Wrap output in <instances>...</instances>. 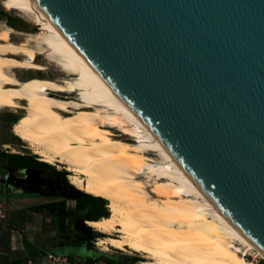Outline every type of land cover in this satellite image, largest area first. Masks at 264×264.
<instances>
[{
  "label": "water",
  "instance_id": "water-1",
  "mask_svg": "<svg viewBox=\"0 0 264 264\" xmlns=\"http://www.w3.org/2000/svg\"><path fill=\"white\" fill-rule=\"evenodd\" d=\"M35 1L264 251V0Z\"/></svg>",
  "mask_w": 264,
  "mask_h": 264
},
{
  "label": "bare ground",
  "instance_id": "bare-ground-1",
  "mask_svg": "<svg viewBox=\"0 0 264 264\" xmlns=\"http://www.w3.org/2000/svg\"><path fill=\"white\" fill-rule=\"evenodd\" d=\"M0 1L38 28L20 42L11 40V28L0 29V111L23 110L15 136L40 161L62 165L74 189L108 201L107 217L86 221L108 236L97 241L100 250L135 253L143 264H253L245 259L249 253L264 260V251L113 93L35 0ZM38 56L66 78L38 77L46 70L36 63ZM22 70L33 77L17 79L14 72ZM122 136L132 143L117 138Z\"/></svg>",
  "mask_w": 264,
  "mask_h": 264
},
{
  "label": "rangeland",
  "instance_id": "rangeland-1",
  "mask_svg": "<svg viewBox=\"0 0 264 264\" xmlns=\"http://www.w3.org/2000/svg\"><path fill=\"white\" fill-rule=\"evenodd\" d=\"M6 19L12 20L17 27L11 28L7 26ZM3 27L11 28L14 31L11 35L13 42H20L26 35H32L38 31L34 29L30 20L25 19L15 11H7L0 1V29ZM36 63L46 67L43 73L37 75L38 77L49 79L66 78L55 65L46 62L42 56L37 57ZM14 73L19 80L33 77L30 71L22 70ZM61 96H66L67 100L73 99L72 95L61 94ZM23 114V110L20 109H3L0 111V152L31 155L35 156L38 162L45 163L40 161L39 156L34 154L28 145L13 133L14 125L9 123V116H15L20 119ZM111 130L118 133L116 129ZM122 137L117 138L132 143V140L127 136ZM149 156L154 157L152 154H149ZM48 165L53 166L55 171L60 174L64 173V177L62 178L59 173H56L55 182H42L41 186L48 189L45 196L39 195L35 188L26 192H21L20 190L10 191L7 189V185L0 183V264H9L11 258L15 256L20 259L28 256V260L32 261V264H46L47 260L45 257L49 254L61 258L67 257L72 264H86L90 256L101 260L97 261L100 264H107L110 261L113 264H143L145 259L135 253L122 252L113 248H109L108 251L100 250L96 246L97 241L108 238V236L94 231L80 216H77L74 222H71L70 229L66 235H58L54 231L46 212L35 213L29 209L51 201L61 200L60 198L65 199L66 208L73 209L75 207V198L69 195L72 194V189L69 187H73L68 179L69 172L62 165ZM19 174L20 176L22 175L20 182L24 181V179H30L33 181V186L36 187L40 183L39 178L43 177L44 171L27 170L21 172L11 170L6 166L5 158L0 157V179L7 178L5 179L6 182L10 181L9 179L18 182L19 178H17V175ZM8 187L11 188L12 185L10 184ZM64 189H67L68 192L61 194ZM147 189L148 191L150 190V188ZM151 197L154 196L151 195ZM106 202L105 207L109 214L108 201ZM64 237H67V239L61 240L59 244L54 242V240ZM245 259L253 264H264L263 259L259 256L254 257L250 253L246 255ZM59 263L61 262L59 261Z\"/></svg>",
  "mask_w": 264,
  "mask_h": 264
},
{
  "label": "trees",
  "instance_id": "trees-1",
  "mask_svg": "<svg viewBox=\"0 0 264 264\" xmlns=\"http://www.w3.org/2000/svg\"><path fill=\"white\" fill-rule=\"evenodd\" d=\"M7 26L16 28V25L12 20H5ZM17 117L9 116V123L14 125L18 122ZM0 157L5 158L6 166L15 171H27V170H45L46 178H55V174L59 173L55 171L53 166L37 161L35 156L31 155H19L10 154L8 152H0ZM60 174V173H59ZM64 177V173L60 174ZM51 201L38 206L30 207L29 209L35 213L46 212L51 220L52 227L56 234L65 235L69 229L71 222H74L77 216H80L85 221H96L100 218L107 217L108 211L106 210V200L90 195H82L74 199L75 207L73 209L66 208L65 199ZM66 254V253H62ZM68 256V255H67ZM112 260V259H111ZM28 256L20 259L19 257H13L9 264H26ZM86 264H93L92 258L88 259ZM108 264H113L112 261Z\"/></svg>",
  "mask_w": 264,
  "mask_h": 264
},
{
  "label": "flooded vegetation",
  "instance_id": "flooded-vegetation-1",
  "mask_svg": "<svg viewBox=\"0 0 264 264\" xmlns=\"http://www.w3.org/2000/svg\"><path fill=\"white\" fill-rule=\"evenodd\" d=\"M17 27V26H16ZM41 171H44V175H43V177L42 178H39L40 179V183L35 187V186H33V181L32 180H30V179H24V181H22V182H20L19 180L21 179L20 177L22 176H20V174L19 175H17V178H19L18 179V182H16L15 180H11V179H9V177H8V179L10 180V181H5V179H7V178H2V179H0L1 181H0V183H2V184H4V185H7V189H9L10 191L11 190H20L21 192H26L27 190H34V188L35 189H37V191L36 192H38V194L39 195H43V196H45L46 195V193L48 192V189H46L44 186H41V183L42 182H44V181H53V182H55V178H50V179H48V178H46V177H44L45 176V170H39L38 172H41ZM63 178V177H62ZM12 179H16V178H12ZM6 182V183H5ZM8 183V184H7ZM12 185V187L11 188H9L8 186L9 185ZM18 184V185H17ZM21 185V186H20ZM17 188V189H16ZM20 191H18V192H20ZM68 191H67V189H64L63 190V193L61 192V194H65V193H67ZM48 195V194H47ZM67 234V233H66ZM65 234V235H66ZM64 239H67V237H64V238H61V239H56V241L54 240V242H56V244H59L60 242H61V240H64ZM58 246V245H57Z\"/></svg>",
  "mask_w": 264,
  "mask_h": 264
},
{
  "label": "built area",
  "instance_id": "built-area-1",
  "mask_svg": "<svg viewBox=\"0 0 264 264\" xmlns=\"http://www.w3.org/2000/svg\"><path fill=\"white\" fill-rule=\"evenodd\" d=\"M1 216V212H0ZM46 264H72V262L67 257H59V256H53L52 254L46 255ZM59 261L61 263H59ZM93 264H100L97 261H101L99 259L92 258ZM97 262V263H96ZM27 264H32V261L28 260ZM108 264V263H107Z\"/></svg>",
  "mask_w": 264,
  "mask_h": 264
}]
</instances>
